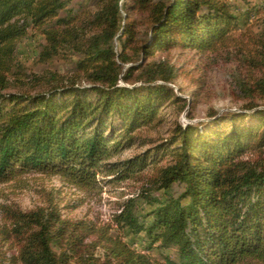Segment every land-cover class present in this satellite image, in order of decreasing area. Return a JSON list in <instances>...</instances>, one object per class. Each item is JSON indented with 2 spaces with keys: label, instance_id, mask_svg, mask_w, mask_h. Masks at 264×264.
<instances>
[{
  "label": "trees",
  "instance_id": "trees-1",
  "mask_svg": "<svg viewBox=\"0 0 264 264\" xmlns=\"http://www.w3.org/2000/svg\"><path fill=\"white\" fill-rule=\"evenodd\" d=\"M74 1L0 0V184L38 174L87 193L99 175L142 186L104 225L65 218L53 192L29 211L0 204V264H264V38L225 0H97L93 12ZM30 28L46 41L41 62L76 57L71 75L36 77L35 91L15 77ZM230 49L261 71L236 80L240 112L143 137L188 106L173 87L180 69L157 55ZM136 147L147 148L113 160ZM128 237L169 253L154 260Z\"/></svg>",
  "mask_w": 264,
  "mask_h": 264
},
{
  "label": "rangeland",
  "instance_id": "rangeland-1",
  "mask_svg": "<svg viewBox=\"0 0 264 264\" xmlns=\"http://www.w3.org/2000/svg\"><path fill=\"white\" fill-rule=\"evenodd\" d=\"M225 1L231 5L234 14L238 16L242 30L250 28L254 34L264 38V0ZM74 2H77L76 8L83 7L86 12L96 10L97 0H75ZM93 34L95 33L91 30L88 31L87 36L90 37ZM45 43L44 36L38 30L30 28L29 36L18 46V67L15 72H21L24 77L21 75L15 77L27 81L28 87L25 90L35 91L39 86L36 77L65 79L72 74L73 60H76V57L69 53L48 63L40 61L39 54ZM117 48L119 49V46ZM156 60L166 61L180 69L181 77L173 87L188 106L179 115L175 107L168 109L166 111L168 123L165 127L157 130L150 129L142 134L143 137L152 139L158 136L166 137L167 130L174 121L183 126L197 125L209 123L212 120L209 116L212 111H217L218 116L228 112H240L242 103H238L234 96L236 80L261 75L259 69L246 66L235 49L206 54L194 50H173L158 54ZM210 127L204 126L203 130H209ZM146 148L136 147L126 150L113 160L129 158ZM98 178L102 181L99 190L87 193L69 186L59 177L29 175L20 181L0 184V204L29 211L46 205L47 193L53 192L65 218L92 221L99 225L110 224L112 215L119 211L121 204L139 194L142 183L134 180L105 183L110 177L99 175ZM139 209L140 211L150 210L142 203L139 204ZM2 223L0 215V224ZM112 234L118 235L120 232L114 228ZM127 239L135 249L146 253L154 260H162L169 253L160 250L149 252L144 249L142 243L135 241L132 237Z\"/></svg>",
  "mask_w": 264,
  "mask_h": 264
}]
</instances>
